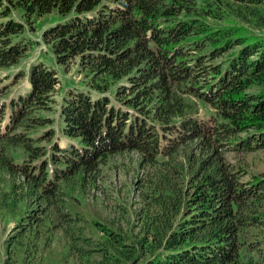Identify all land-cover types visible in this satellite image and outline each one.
Instances as JSON below:
<instances>
[{
	"label": "trees",
	"instance_id": "16d2710c",
	"mask_svg": "<svg viewBox=\"0 0 264 264\" xmlns=\"http://www.w3.org/2000/svg\"><path fill=\"white\" fill-rule=\"evenodd\" d=\"M240 1L263 18L255 6L264 0ZM223 3L229 7L225 0H0V66L18 63L37 42L27 33L34 19L56 11L61 17L44 28V40L57 62L77 57L89 76L88 87L70 86L60 100V130L71 139L64 147L40 143L55 133L54 117L44 114L55 100V68L32 62L29 86L0 105V165L27 180L11 181L0 207L39 199L13 243L29 251L24 235L43 231L54 211L77 264H240V250L255 248L247 226L263 214L264 178H243L245 168L225 152L264 148V87L246 91L264 83V35L201 17L223 18ZM113 85L118 103L106 93ZM196 99L212 106L209 119L195 113ZM17 146L22 160L11 153ZM123 150L144 159L148 206L136 236L101 225L106 236L96 240L77 225L66 188Z\"/></svg>",
	"mask_w": 264,
	"mask_h": 264
},
{
	"label": "rangeland",
	"instance_id": "374dc122",
	"mask_svg": "<svg viewBox=\"0 0 264 264\" xmlns=\"http://www.w3.org/2000/svg\"><path fill=\"white\" fill-rule=\"evenodd\" d=\"M225 2L229 7L226 3L222 4L221 9H228L225 10L223 18L204 14L201 17L214 26H227L235 31L264 35V4L255 6L263 15V18H260L249 11L254 4L248 5L240 0H225ZM14 14L17 18L24 19L16 9ZM60 17L61 14L56 11L36 17L32 23L33 27L29 28L27 33L37 42L27 50L18 63L8 67L0 66V105L13 95L24 92L29 86L26 71L32 62L41 60L55 68L58 77L53 94L55 100L52 108L44 111V114L54 117L55 133L51 140L46 137L40 143L49 146L50 142L55 141L58 147H64L71 139L60 130L61 120L58 112L60 100L70 86L88 87L86 79L89 76L82 72L77 57L71 58L66 63L57 62L49 44L43 38L44 28ZM233 51V48L226 50L222 55L216 56L214 61H225L224 59ZM115 85L110 91H106L113 101L118 100L114 95ZM260 87H264V83L254 84L246 91H259ZM194 105L196 114L205 119L210 118V112L213 111L210 104L196 99ZM42 130L43 128L39 131L43 132ZM11 153L17 160L25 157L20 146L14 148ZM225 153L227 159L233 163H240L245 168L243 178L246 179L251 174H260L264 178V148L246 152L228 150ZM146 170L144 159L139 151H118L108 154L105 161L100 163L93 173H85L83 179L77 177V183H74L71 188H66L72 194L67 205L79 216L77 225L83 226V232L86 235L96 240H104L106 233L100 228L104 225L136 236L140 231L142 209L148 206V201L143 196L147 190L146 182H144ZM22 179L27 182L24 174L13 175L0 165V194L7 189L11 181L20 182ZM38 202L39 199L29 196V201L26 203L22 201L12 209L0 207V264H6L7 259L14 264H77V254L72 250V239L61 227H58L60 220L54 216V211L47 213L46 228H43V231L39 226L32 227L24 235L23 239L27 243L26 246H29V251L25 249V246L13 243L18 237L19 222L25 217L27 209ZM47 203V201L43 202L45 206ZM259 203V209L263 212L261 218L257 224L247 226V238L255 248L240 250V264H264V199Z\"/></svg>",
	"mask_w": 264,
	"mask_h": 264
}]
</instances>
